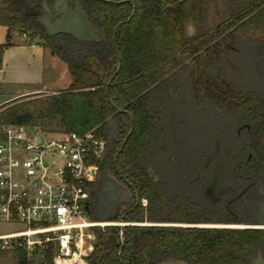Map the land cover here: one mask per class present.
<instances>
[{
	"label": "trees",
	"instance_id": "1",
	"mask_svg": "<svg viewBox=\"0 0 264 264\" xmlns=\"http://www.w3.org/2000/svg\"><path fill=\"white\" fill-rule=\"evenodd\" d=\"M80 1L93 20L103 19L104 34L96 41L78 40L79 55L73 58L38 19L42 0H0V26L7 27L8 36L12 30L41 35L52 52L66 61L72 76L67 88L45 99L38 114L22 109L14 100L2 104L0 124H36L47 131L95 129L106 135V121L113 114L120 124V141L100 165L102 169L117 166L140 199H148L147 206L139 202L124 220L206 221L193 217L196 211L191 204L170 199L150 173V168L156 171L157 156L165 144L163 112L178 92L180 76L186 74L196 97L212 99L231 114L242 111L255 123L259 91H246L229 81L220 64L236 46L264 50V0ZM190 24L196 28L194 34L188 32ZM67 37L76 41L69 33ZM5 46L0 44V66ZM114 74L108 95L107 84ZM244 103L246 107L236 106ZM47 114L59 117L58 129L39 120ZM131 128L115 166V154ZM94 231L97 243L88 264H160L169 259L238 264L255 254L263 234L252 227L157 224L95 226ZM16 253L19 264H37L27 259L24 249L17 248ZM38 264H56L51 247Z\"/></svg>",
	"mask_w": 264,
	"mask_h": 264
},
{
	"label": "rangeland",
	"instance_id": "2",
	"mask_svg": "<svg viewBox=\"0 0 264 264\" xmlns=\"http://www.w3.org/2000/svg\"><path fill=\"white\" fill-rule=\"evenodd\" d=\"M188 32L190 34L196 32L193 24L188 26ZM0 44H6L3 63L0 66V106L14 100L12 103H20L22 109L38 114V109L45 107V99L55 94L52 90L65 89L71 83L72 76L66 61L52 52V48L41 35L32 37L31 31L25 33L12 30L8 36L7 27L0 26ZM56 44L71 57H78L80 49L78 44H73L65 38L56 39ZM235 49L229 59L220 64L225 76L246 91L255 89L264 92V50L258 52L255 46H241L240 49L236 46ZM36 87L45 90L31 89ZM26 88L30 89L24 93H16ZM245 119L242 111L231 114L230 109L216 105L212 99L196 97L186 74L180 76L178 92L167 103L163 112L165 144L157 156L156 171L154 170L159 185H165L164 191L170 199L178 200V196L190 193L188 185H193L190 181L193 175L189 173V169H184V166L213 149L217 137H220L225 147L235 146L234 149H239L238 131ZM39 120L50 129L60 127L59 117L54 114H47ZM100 185L91 199L92 209L97 210V215H93L92 212L88 214L98 220L118 221L109 216L113 184L105 173L102 175ZM135 222L184 226L193 224L147 220ZM200 225L245 227V223ZM24 227L22 223L0 221V233ZM0 264H19L16 251L13 249L0 251Z\"/></svg>",
	"mask_w": 264,
	"mask_h": 264
},
{
	"label": "built area",
	"instance_id": "3",
	"mask_svg": "<svg viewBox=\"0 0 264 264\" xmlns=\"http://www.w3.org/2000/svg\"><path fill=\"white\" fill-rule=\"evenodd\" d=\"M107 143L95 129L47 131L36 124H0V221L25 226L0 233V251L22 248L38 264L51 247L56 264H88L95 226L141 224L88 214L90 187Z\"/></svg>",
	"mask_w": 264,
	"mask_h": 264
},
{
	"label": "flooded vegetation",
	"instance_id": "4",
	"mask_svg": "<svg viewBox=\"0 0 264 264\" xmlns=\"http://www.w3.org/2000/svg\"><path fill=\"white\" fill-rule=\"evenodd\" d=\"M44 1L42 0L39 20L45 16ZM102 20L101 18V20H93V22L102 28ZM67 34H56L54 38H65L81 47L79 39L72 35L76 39V41H73L67 37ZM259 94V101L254 103L256 108L255 123L245 119L240 125L241 127L238 131L240 137L239 149H234L235 146H233L234 148L225 147L220 137H217L213 149L208 150L204 156H199L184 166V169H189V173L193 175L190 180L193 185H188L190 193L178 196V201L189 203L195 207L196 212L193 217L206 219V221H198L189 225L206 226L200 225V223H253L257 222L259 218L264 219V92H259ZM246 105L244 103L236 106L242 108L246 107ZM106 137L107 141L110 139L111 143L110 145L107 143V150L102 160L110 157L111 152L120 141L121 128L114 115L109 120L107 118ZM217 140L220 142L219 151H216ZM121 147L117 150L114 157L115 166L117 165ZM210 153L212 155L208 159ZM219 160H222L224 164L223 178L220 185H216L209 190L211 186L209 185V180ZM104 173L113 184L110 217L114 218L116 215L118 217L121 215L125 216L139 202L147 206L148 199L145 197L140 199L137 190L117 166L114 169H102L101 165L99 166L97 179L93 186L90 187L91 199L95 190L100 188L101 178ZM161 186L164 190L165 185ZM89 212H92L95 216L97 215V210L92 209V205H90ZM263 236L264 233L255 254L249 255L247 261H242L238 264H250L259 251L264 255Z\"/></svg>",
	"mask_w": 264,
	"mask_h": 264
},
{
	"label": "water",
	"instance_id": "5",
	"mask_svg": "<svg viewBox=\"0 0 264 264\" xmlns=\"http://www.w3.org/2000/svg\"><path fill=\"white\" fill-rule=\"evenodd\" d=\"M43 6L45 8V12H44L45 16L42 17L41 21L46 26L47 31L50 35L70 33L75 38L81 41H96L102 39L104 34L102 32V28L99 25L94 24L90 16L89 10L80 0H54V1L45 0ZM133 14L134 11L132 12L130 18L133 16ZM119 25L120 24H118L114 30V41L116 47H117L116 33L119 28ZM118 59H119V66L117 71L120 69L121 66L119 54H118ZM114 77L115 74L110 78L107 84L108 95ZM118 110L120 111L121 109L119 108ZM112 117L113 114L109 115L108 120L111 119ZM132 128L130 129L126 138L124 139L120 151L122 150L124 144L127 142V139L131 134ZM38 140H41L40 136H38ZM107 142L110 145L111 143L110 139H108ZM219 150H220V142L219 140H217L216 151ZM211 155L212 154L210 153L208 159L210 158ZM223 172H224V164L222 160H219L218 164L216 165L210 177L209 185L211 186L209 187V190L213 189L216 185L221 184L223 178ZM150 173L154 177V179H157V176L153 168H150ZM114 218L119 221H125L124 215H121L119 217L116 215L114 216ZM169 225H176V224H169ZM244 226L259 228L264 233V219L262 218H259L257 222L245 223ZM262 242L264 245V236L262 238ZM96 243L97 241L94 242V244ZM160 264H189V263L181 259H169L161 262ZM250 264H264V255L262 254L261 251L258 252V254L250 262Z\"/></svg>",
	"mask_w": 264,
	"mask_h": 264
},
{
	"label": "crops",
	"instance_id": "6",
	"mask_svg": "<svg viewBox=\"0 0 264 264\" xmlns=\"http://www.w3.org/2000/svg\"><path fill=\"white\" fill-rule=\"evenodd\" d=\"M44 51H45V48H44ZM2 63H3V61H2ZM30 88H26V89H23V90H19V91H16V93H24V92H27L28 90H29ZM31 89H37V90H41V91H43V90H45V89H43V88H40V87H36V88H31ZM54 93H56V92H59L60 90H52ZM11 95H13V93H11Z\"/></svg>",
	"mask_w": 264,
	"mask_h": 264
}]
</instances>
